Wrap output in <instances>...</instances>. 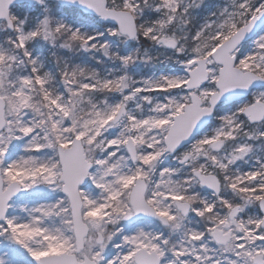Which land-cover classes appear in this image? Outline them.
Listing matches in <instances>:
<instances>
[{"label": "snow or ice", "instance_id": "obj_1", "mask_svg": "<svg viewBox=\"0 0 264 264\" xmlns=\"http://www.w3.org/2000/svg\"><path fill=\"white\" fill-rule=\"evenodd\" d=\"M34 2L0 0V264H264V0Z\"/></svg>", "mask_w": 264, "mask_h": 264}, {"label": "rangeland", "instance_id": "obj_2", "mask_svg": "<svg viewBox=\"0 0 264 264\" xmlns=\"http://www.w3.org/2000/svg\"><path fill=\"white\" fill-rule=\"evenodd\" d=\"M217 2H222V0H217ZM41 11V6L34 3H21L14 5L10 8V12L19 16L21 19L24 18L25 13L29 17V22H34L33 18L37 16ZM76 55H79L78 53Z\"/></svg>", "mask_w": 264, "mask_h": 264}, {"label": "water", "instance_id": "obj_3", "mask_svg": "<svg viewBox=\"0 0 264 264\" xmlns=\"http://www.w3.org/2000/svg\"><path fill=\"white\" fill-rule=\"evenodd\" d=\"M23 2H26V3H35L34 0H14V3L10 5V7L14 4H19V3H23Z\"/></svg>", "mask_w": 264, "mask_h": 264}]
</instances>
